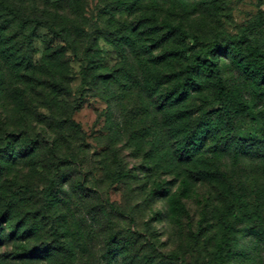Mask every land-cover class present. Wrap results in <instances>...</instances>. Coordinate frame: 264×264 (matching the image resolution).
Listing matches in <instances>:
<instances>
[{"label":"rangeland","instance_id":"1","mask_svg":"<svg viewBox=\"0 0 264 264\" xmlns=\"http://www.w3.org/2000/svg\"><path fill=\"white\" fill-rule=\"evenodd\" d=\"M0 264H264V0H0Z\"/></svg>","mask_w":264,"mask_h":264},{"label":"trees","instance_id":"2","mask_svg":"<svg viewBox=\"0 0 264 264\" xmlns=\"http://www.w3.org/2000/svg\"><path fill=\"white\" fill-rule=\"evenodd\" d=\"M13 15L15 17L16 16L18 17L21 24L30 25V31L28 33V38L30 39L33 37L35 32H37L39 29L46 30L53 37L60 36V32L56 31L53 25L46 19H26L21 12L20 14L14 12ZM247 40L248 39L245 34H242L238 37L230 38L231 43L238 50H242L243 45L247 42ZM203 47H204V53H207V52H211L215 50L216 48H218L219 44L217 43V41L214 40L212 42L204 44ZM202 67L204 71H206L209 75H211L214 78L215 83L218 88V97L220 99L225 97L226 96L225 87H224L223 81L220 78L218 69L206 58H204L202 61ZM191 68H192L191 65H188L187 67H185V72L189 73ZM82 73H84V71H82ZM244 73L247 76L251 77L256 83L258 84L262 83L263 79L259 77L257 74L247 70L246 68H244ZM230 208H231L230 211L233 212L234 208L232 205L230 206ZM231 225L232 223L230 221H227L224 224V236H223L222 242L217 246L216 253L214 255V260L218 263L221 262L225 257V250L229 244L228 232L231 228Z\"/></svg>","mask_w":264,"mask_h":264}]
</instances>
